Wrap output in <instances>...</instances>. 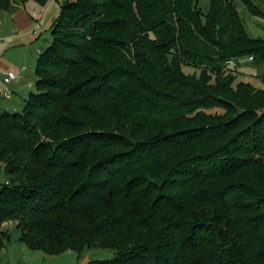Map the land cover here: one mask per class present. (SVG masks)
<instances>
[{
    "label": "trees",
    "instance_id": "obj_1",
    "mask_svg": "<svg viewBox=\"0 0 264 264\" xmlns=\"http://www.w3.org/2000/svg\"><path fill=\"white\" fill-rule=\"evenodd\" d=\"M199 2L63 4L35 91L0 112V225L47 254L114 251L89 264H264V89L236 68L264 69V39L234 0L205 20Z\"/></svg>",
    "mask_w": 264,
    "mask_h": 264
},
{
    "label": "rangeland",
    "instance_id": "obj_2",
    "mask_svg": "<svg viewBox=\"0 0 264 264\" xmlns=\"http://www.w3.org/2000/svg\"><path fill=\"white\" fill-rule=\"evenodd\" d=\"M67 0H49L46 5L35 1H28L26 4L21 0H12V8L0 16L3 21V32L0 37L5 38V46L0 49V57L6 59L7 63L23 70V65L28 68L26 74L30 73L37 79L36 68L38 64L39 51L46 48L52 42V25L60 16L63 4ZM73 1V0H71ZM241 16L244 18L245 26L249 36L264 39V18L254 15L247 8L244 0H234ZM28 12L31 19L39 20L33 29L37 34L25 37V40L18 39L21 30L15 32L14 18L11 12L16 13L23 8ZM211 0H200L199 6L203 12V19L209 12ZM30 19V20H31ZM43 20V21H42ZM39 25V28H38ZM19 26V25H18ZM10 37H13L11 40ZM238 80L250 82L258 88L264 89V69H256L254 61L242 60L237 65ZM187 72L190 67L184 66ZM23 80V79H22ZM25 87L13 90L9 95L3 93L0 88V112L9 110L11 112L22 111L26 105V99L30 92L35 91V85H30V79L26 80ZM6 88V86H4ZM4 88V89H5ZM220 111V110H218ZM9 174L0 161V187L7 183ZM17 220H8L0 225V233L7 232V237L0 239V264H89L92 260H104L113 257L114 251L102 247H91L83 251L65 250L56 254H47L41 249L30 247L22 239V230L17 226ZM3 236V235H2Z\"/></svg>",
    "mask_w": 264,
    "mask_h": 264
},
{
    "label": "crops",
    "instance_id": "obj_3",
    "mask_svg": "<svg viewBox=\"0 0 264 264\" xmlns=\"http://www.w3.org/2000/svg\"><path fill=\"white\" fill-rule=\"evenodd\" d=\"M26 5H25V8H23L22 10L16 12V13H13L11 12V17L14 18V22L16 23L15 25V32L16 33H19L18 31L21 30V33H19L20 35L16 36L18 39H23L25 40V37H28L30 36L31 34H37L36 33V29H33L34 26L37 24L36 22H38L39 20H33L31 19V17L29 16L28 12L26 11ZM7 11L5 12H0V16L1 15H4ZM31 19V20H30ZM43 21V20H42ZM2 23L3 21L0 19V34L3 32V29H2ZM19 25V26H18ZM19 29V30H18ZM18 30V31H17ZM13 37H10L9 39L11 40ZM5 38L4 37H0V49L2 47H6L7 48V45L5 46ZM42 52L39 51V54ZM39 57V56H38ZM11 64V63H10ZM7 63L6 59H3V57H0V70L2 71H6V70H13L15 72H17L19 74V79L17 81H15L14 83L10 84L8 87L9 89L11 90V93L13 90H16L17 88H24L25 87V84H26V80L27 79H30V85L31 84H34L36 83V78L34 77V75L30 73L26 74V72L28 71V68L26 67V69H21V71H17L18 69L15 68L16 67V64L14 66L10 65ZM25 65H23L24 67ZM22 67V68H23ZM23 79V80H22ZM5 85L3 84H0V88L2 87L3 88V93H4V87ZM7 96V95H6ZM9 111V110H8Z\"/></svg>",
    "mask_w": 264,
    "mask_h": 264
},
{
    "label": "built area",
    "instance_id": "obj_4",
    "mask_svg": "<svg viewBox=\"0 0 264 264\" xmlns=\"http://www.w3.org/2000/svg\"><path fill=\"white\" fill-rule=\"evenodd\" d=\"M39 28V25H38ZM253 58L250 57L249 60H252ZM237 61L236 60H230L228 61V64L232 67H235L237 65ZM23 69H26V66L23 67ZM19 79V74L13 70H6V71H2L0 70V84H3L6 86L5 90H4V94L5 95H9L11 93V90L9 89V85L14 83L15 81H17Z\"/></svg>",
    "mask_w": 264,
    "mask_h": 264
}]
</instances>
